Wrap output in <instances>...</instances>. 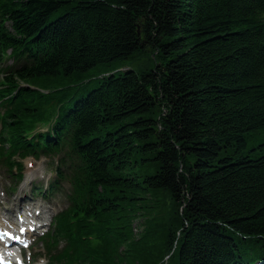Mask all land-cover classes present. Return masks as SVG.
Wrapping results in <instances>:
<instances>
[{
	"label": "trees",
	"instance_id": "obj_1",
	"mask_svg": "<svg viewBox=\"0 0 264 264\" xmlns=\"http://www.w3.org/2000/svg\"><path fill=\"white\" fill-rule=\"evenodd\" d=\"M0 75L7 163L68 183L53 264H264V0H0Z\"/></svg>",
	"mask_w": 264,
	"mask_h": 264
},
{
	"label": "rangeland",
	"instance_id": "obj_2",
	"mask_svg": "<svg viewBox=\"0 0 264 264\" xmlns=\"http://www.w3.org/2000/svg\"><path fill=\"white\" fill-rule=\"evenodd\" d=\"M148 64V57L144 54H137L133 58H131L129 61H126L125 63H122L120 66L112 67V71L123 70L127 67H132L134 69L143 68ZM105 71V70H104ZM252 143H249V146H251ZM55 159H51L48 157H41L40 159H35L33 157H28L25 159L24 162V173L28 172L27 169H37L39 166L43 168V170L37 169L34 174L32 175L33 182H29L24 187V193H26L28 196L35 197V201L37 204H43L46 206L45 208L48 209V212L50 215H52L55 211L59 210L60 207L63 204V199L60 196L59 193H55L52 196H45L43 197L41 194H35L32 190L33 185L35 183L40 184L41 182L46 181V179L50 176H52V166H54ZM42 178V179H41ZM35 179V180H34ZM13 179L7 174L5 171V168L0 166V196H1V206L8 207L9 210L12 207V197L13 195H16L19 192V187L17 189H11L10 187L13 186ZM15 192V193H13ZM16 207L11 211L8 212L5 211V215L13 216V213L16 211ZM140 221V220H139ZM139 221L134 222V231L136 234L140 233V231L143 228V225L139 223ZM36 248L38 250L41 249L39 245L36 244ZM33 264H46V262L42 259H39L36 262H33Z\"/></svg>",
	"mask_w": 264,
	"mask_h": 264
},
{
	"label": "bare ground",
	"instance_id": "obj_3",
	"mask_svg": "<svg viewBox=\"0 0 264 264\" xmlns=\"http://www.w3.org/2000/svg\"><path fill=\"white\" fill-rule=\"evenodd\" d=\"M40 168L41 167L39 166L37 169H40ZM37 169H35V170H37ZM35 170L28 169V175L24 178L22 184L20 185L19 192L14 196L13 204L18 205L22 202H30L33 199L32 197L26 198V197H28V195H26L24 193V187L30 182L29 176H32V174L34 173ZM26 212L27 211L25 210V213ZM4 217H5L4 215H0V221L1 222H4V220H5Z\"/></svg>",
	"mask_w": 264,
	"mask_h": 264
}]
</instances>
